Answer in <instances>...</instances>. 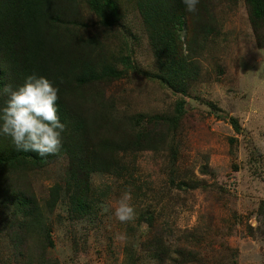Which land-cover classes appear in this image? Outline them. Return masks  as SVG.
<instances>
[{"label": "rangeland", "instance_id": "rangeland-1", "mask_svg": "<svg viewBox=\"0 0 264 264\" xmlns=\"http://www.w3.org/2000/svg\"><path fill=\"white\" fill-rule=\"evenodd\" d=\"M57 1L71 61L113 71L67 88L86 135L65 138V123L53 160L0 178V264H159L161 250L165 264H264V46L244 0L188 12L182 93L163 80L141 0ZM126 191L136 218L121 223Z\"/></svg>", "mask_w": 264, "mask_h": 264}, {"label": "trees", "instance_id": "trees-1", "mask_svg": "<svg viewBox=\"0 0 264 264\" xmlns=\"http://www.w3.org/2000/svg\"><path fill=\"white\" fill-rule=\"evenodd\" d=\"M244 3L255 43L263 47L264 0H244ZM58 5L57 0H0V88L5 85L15 88L31 74L47 78L58 88L57 114L60 121L68 126L65 138L74 139L86 135L89 125L82 113L77 111L78 103L73 107L68 106L75 99L67 88L74 83L70 90H77L78 84L85 79L94 81L111 74L113 70L104 66L96 71L89 65L86 68L85 64L78 65L77 60L75 63L71 61L67 56L68 46H64L61 33L56 29L59 26L53 18L52 9ZM138 9L149 28V41L158 65L165 69L164 82L184 92L185 81L194 76H190L192 58L187 51L183 55L179 48L182 42L177 30L182 24L186 27L189 21L182 0H141ZM158 25L161 26L156 29ZM206 29L209 30L208 27ZM5 100L6 97H0V107H3ZM81 115L82 119H76ZM55 157H40L36 153L16 150L11 138L0 134V178L6 185V180L14 179L12 181L17 182L18 177L22 176L19 171L24 169L25 164L40 167ZM4 173L13 177L7 178ZM19 192L24 215L32 217L35 208L32 207L30 195L26 189ZM13 254L14 257L21 255L17 246H14ZM166 259L165 250H161L159 264H165Z\"/></svg>", "mask_w": 264, "mask_h": 264}, {"label": "clouds", "instance_id": "clouds-1", "mask_svg": "<svg viewBox=\"0 0 264 264\" xmlns=\"http://www.w3.org/2000/svg\"><path fill=\"white\" fill-rule=\"evenodd\" d=\"M182 3L186 12L198 11L199 0H182ZM0 97H6L0 107V134L10 137L16 150L40 157L58 153L66 125L57 114V87L47 78L31 74L15 88L11 85L0 88ZM131 201V193L126 191L114 205L113 214L119 222L136 218Z\"/></svg>", "mask_w": 264, "mask_h": 264}]
</instances>
